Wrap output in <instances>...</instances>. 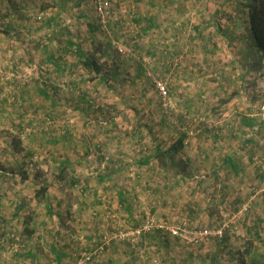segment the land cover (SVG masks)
I'll return each instance as SVG.
<instances>
[{
	"label": "rangeland",
	"instance_id": "obj_1",
	"mask_svg": "<svg viewBox=\"0 0 264 264\" xmlns=\"http://www.w3.org/2000/svg\"><path fill=\"white\" fill-rule=\"evenodd\" d=\"M250 2L0 0V264H264Z\"/></svg>",
	"mask_w": 264,
	"mask_h": 264
},
{
	"label": "trees",
	"instance_id": "obj_2",
	"mask_svg": "<svg viewBox=\"0 0 264 264\" xmlns=\"http://www.w3.org/2000/svg\"><path fill=\"white\" fill-rule=\"evenodd\" d=\"M249 23L250 32L256 49L264 54V0H251L249 8ZM79 55L81 53L79 52ZM182 147V141L179 139L172 145L170 150L180 149ZM230 162V159H227ZM27 235L33 234L32 230L26 229Z\"/></svg>",
	"mask_w": 264,
	"mask_h": 264
},
{
	"label": "built area",
	"instance_id": "obj_3",
	"mask_svg": "<svg viewBox=\"0 0 264 264\" xmlns=\"http://www.w3.org/2000/svg\"><path fill=\"white\" fill-rule=\"evenodd\" d=\"M103 5H104L103 7H102V6L99 7V10H101L102 8H105L106 6H108V2L105 1V2L103 3ZM160 90L163 92V91H164L163 87H161Z\"/></svg>",
	"mask_w": 264,
	"mask_h": 264
},
{
	"label": "crops",
	"instance_id": "obj_4",
	"mask_svg": "<svg viewBox=\"0 0 264 264\" xmlns=\"http://www.w3.org/2000/svg\"><path fill=\"white\" fill-rule=\"evenodd\" d=\"M250 26V25H249ZM264 57V56H263Z\"/></svg>",
	"mask_w": 264,
	"mask_h": 264
}]
</instances>
